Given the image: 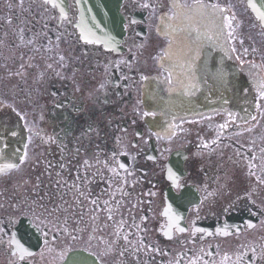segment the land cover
I'll return each instance as SVG.
<instances>
[{
	"label": "flooded vegetation",
	"instance_id": "1",
	"mask_svg": "<svg viewBox=\"0 0 264 264\" xmlns=\"http://www.w3.org/2000/svg\"><path fill=\"white\" fill-rule=\"evenodd\" d=\"M179 1L211 24L160 64L171 0H124L118 50L83 36L78 0H0V128L24 149L0 173V264H264V25L249 0Z\"/></svg>",
	"mask_w": 264,
	"mask_h": 264
},
{
	"label": "water",
	"instance_id": "2",
	"mask_svg": "<svg viewBox=\"0 0 264 264\" xmlns=\"http://www.w3.org/2000/svg\"><path fill=\"white\" fill-rule=\"evenodd\" d=\"M122 2L123 0H79L82 10L80 28L84 35L90 40L117 47L125 35L124 17L121 14ZM253 3L256 8L252 7ZM249 4L259 18L264 14V0H250ZM2 141L0 136V152L5 154ZM63 264L101 263L86 252H73Z\"/></svg>",
	"mask_w": 264,
	"mask_h": 264
},
{
	"label": "snow or ice",
	"instance_id": "3",
	"mask_svg": "<svg viewBox=\"0 0 264 264\" xmlns=\"http://www.w3.org/2000/svg\"><path fill=\"white\" fill-rule=\"evenodd\" d=\"M199 6H200V8H202V9H208V8H211V9L215 10V9L219 8V5H217V4H212V3L207 4V5L201 3ZM145 7H147V5H145ZM252 7H253V8H256V4L253 3V4H252ZM220 10H221V11H225L224 9H220ZM257 10L259 11V9H257ZM260 18H261V19H264V14H261V17H260ZM230 26H231V25H230V22H229V27H230ZM88 42L91 43L92 41L89 40ZM261 89H264V84H261L260 88L258 89V91H260V95H261V97H264V90H261ZM13 135H15V133H13ZM7 167H8V168H15L16 165H15V164H8ZM121 167H123V165H121ZM168 179H169V180H172V181H174V182H176V183H177V186H179V184H178L179 177L176 176V175L172 172L171 169L168 170ZM93 203H95V201H93ZM169 211H170V209H169ZM166 214H167V213H166ZM250 226H252V225H250ZM179 230H180V231H184V229H182V228L179 229ZM197 231H202V230L197 229ZM45 235H46V233H45ZM10 243H14V244H15L16 249H17V251H18L19 254H20V259H21V260H23V259L25 258V256H30V255H32V253L29 252V250H28L27 248H25V247H24V246H23L18 240L13 239V241H11Z\"/></svg>",
	"mask_w": 264,
	"mask_h": 264
},
{
	"label": "rangeland",
	"instance_id": "4",
	"mask_svg": "<svg viewBox=\"0 0 264 264\" xmlns=\"http://www.w3.org/2000/svg\"><path fill=\"white\" fill-rule=\"evenodd\" d=\"M171 4H175L176 6V8L178 9V12H176L175 14H172L170 17L171 18H169L170 20L169 21H166V20H161V22H160V24H159V28L161 29V30H174V29H172V27H174V24H179L178 26H180V25H182L181 23L183 22V20L181 19V18H183V15H182V12H181V7L177 4V0H172L171 1ZM166 21V22H165ZM191 21V20H190ZM167 23V24H166ZM204 23V22H203ZM208 26H210L209 24L208 25H206L205 27H208ZM187 28H188V26H186ZM176 31H172V33H171V44L172 43H175V44H177V41H176V39H178V34L177 33H175ZM181 38V37H180ZM170 46H168L167 48H166V51H169V48ZM159 79H156V81H154L155 82V84L157 85L158 83H159V81H158ZM158 82V83H157Z\"/></svg>",
	"mask_w": 264,
	"mask_h": 264
},
{
	"label": "bare ground",
	"instance_id": "5",
	"mask_svg": "<svg viewBox=\"0 0 264 264\" xmlns=\"http://www.w3.org/2000/svg\"><path fill=\"white\" fill-rule=\"evenodd\" d=\"M178 41H181V38H179Z\"/></svg>",
	"mask_w": 264,
	"mask_h": 264
}]
</instances>
